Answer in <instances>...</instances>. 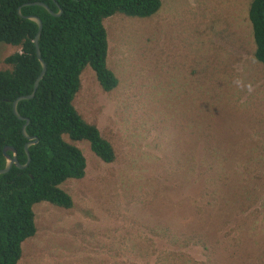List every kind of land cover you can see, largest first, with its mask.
I'll return each instance as SVG.
<instances>
[{
    "label": "rangeland",
    "instance_id": "1",
    "mask_svg": "<svg viewBox=\"0 0 264 264\" xmlns=\"http://www.w3.org/2000/svg\"><path fill=\"white\" fill-rule=\"evenodd\" d=\"M250 2L162 0L151 17L106 19L119 85L105 91L87 67L76 106L117 158L79 141L86 175L62 185L74 205H34L18 264H264V66ZM15 50L0 43V69Z\"/></svg>",
    "mask_w": 264,
    "mask_h": 264
},
{
    "label": "trees",
    "instance_id": "2",
    "mask_svg": "<svg viewBox=\"0 0 264 264\" xmlns=\"http://www.w3.org/2000/svg\"><path fill=\"white\" fill-rule=\"evenodd\" d=\"M46 3L55 15L44 6ZM162 0H0V43L16 50L4 59L0 69V169L6 165L4 148L13 146L20 163L26 164L27 132L38 138L29 149L31 161L20 168L15 164L0 174V264H18L22 244L37 233L34 205L49 202L70 209L72 195L63 187L71 178L86 175L87 158L79 141L90 143L92 151L105 162L117 153L99 127L84 118L76 106L82 87V73L91 67L105 91L119 85L108 65L109 41L106 19L115 14L148 18L155 15ZM38 15L43 21L39 47L47 71L36 94L18 103L21 95L34 91L42 72L35 37L38 24L19 14ZM249 19L255 42L254 58L264 66V0H251ZM13 155L12 150H8Z\"/></svg>",
    "mask_w": 264,
    "mask_h": 264
},
{
    "label": "water",
    "instance_id": "3",
    "mask_svg": "<svg viewBox=\"0 0 264 264\" xmlns=\"http://www.w3.org/2000/svg\"><path fill=\"white\" fill-rule=\"evenodd\" d=\"M30 4H39V5H42L44 6L46 9H48L51 13L55 14V15H60L61 14V11L59 13H54L52 11V9L46 4V3H43V2H33V3H29ZM19 14L28 18V19H31L33 21H35L38 26H39V30L36 34V37H35V44H36V48H37V55H38V58L41 62V65H42V72L40 73L39 77L37 78L36 82H35V87H34V91L30 94H27V95H21L19 97H17L13 103V109H14V112L15 114L20 118V119H23L25 120L26 118L24 116H22L19 111H18V103L21 101V100H24V99H31L35 96L36 94V90L39 86V83L40 81L42 80V78L44 77V75L46 74V71H47V64L46 62L43 60L42 58V55H41V50H40V47H39V38L41 36V32H42V29H43V21L42 19L38 16V15H34V14H29V15H23L22 14V9L21 7H19ZM27 122L23 125V133L24 135L28 138V142L26 143L25 145V149H26V152H27V155H28V161L26 164H22L19 162L18 160V157H17V150L13 147V146H6L4 148V153L6 155V165L4 168L0 169V174L2 173H6L8 172L12 166L15 164L16 166L20 167V168H24L26 167L29 162L31 161V155H30V147L36 143H38V138L36 136H31L29 135V133L27 132V125L29 123V119L26 120ZM8 150H12L13 151V155H9L7 153Z\"/></svg>",
    "mask_w": 264,
    "mask_h": 264
},
{
    "label": "clouds",
    "instance_id": "4",
    "mask_svg": "<svg viewBox=\"0 0 264 264\" xmlns=\"http://www.w3.org/2000/svg\"><path fill=\"white\" fill-rule=\"evenodd\" d=\"M234 84H235L237 87H244L242 81L239 80V79H236V80L234 81ZM247 90H248L249 93H251V92L253 91L252 86H251V85H247ZM242 102H243V101H242Z\"/></svg>",
    "mask_w": 264,
    "mask_h": 264
}]
</instances>
